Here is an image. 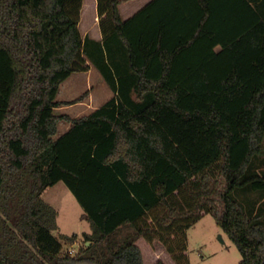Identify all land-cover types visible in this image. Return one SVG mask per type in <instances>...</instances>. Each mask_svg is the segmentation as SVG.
<instances>
[{
  "label": "trees",
  "instance_id": "1",
  "mask_svg": "<svg viewBox=\"0 0 264 264\" xmlns=\"http://www.w3.org/2000/svg\"><path fill=\"white\" fill-rule=\"evenodd\" d=\"M83 2L0 0V264H191L208 214L239 264H264V0H153L128 20L97 0L102 40L82 35ZM92 64L114 96L56 115ZM59 182L92 227L74 256L43 198Z\"/></svg>",
  "mask_w": 264,
  "mask_h": 264
},
{
  "label": "rangeland",
  "instance_id": "2",
  "mask_svg": "<svg viewBox=\"0 0 264 264\" xmlns=\"http://www.w3.org/2000/svg\"><path fill=\"white\" fill-rule=\"evenodd\" d=\"M85 3H88V0H85ZM93 20L94 18H92V21ZM92 82L97 85L99 84L98 79ZM93 91L94 90H88L80 95L70 96L71 98L67 97V99H64V102H72L82 97L84 94H88L82 101L64 105V107L70 108L66 110H71L73 117L86 115L109 98L108 94L102 96L103 98L101 97V99L98 92ZM95 98H99L100 100H96ZM85 108H90L91 110L86 111ZM81 109H83V111ZM64 111L65 108L57 109L56 113L62 114ZM257 164L259 167L260 163ZM260 167V169H264V165H260ZM43 198L58 211V229L55 230L53 234L61 240L64 255H77L82 248L92 245L91 242L87 241L85 236L86 233L92 232L90 221L87 219L76 197L64 182H59L55 186L48 188L43 194ZM129 231L131 230L124 227L117 235V238L123 239ZM132 231L134 233V230ZM74 234L77 235V239L74 243H71L68 241L67 236H72ZM188 249L191 264H239L242 259L237 246L217 225L215 218L210 214L204 216L188 230ZM154 250H160V254L164 251L161 246H159V248L154 247ZM167 259L168 258H166V261L170 263Z\"/></svg>",
  "mask_w": 264,
  "mask_h": 264
},
{
  "label": "crops",
  "instance_id": "3",
  "mask_svg": "<svg viewBox=\"0 0 264 264\" xmlns=\"http://www.w3.org/2000/svg\"><path fill=\"white\" fill-rule=\"evenodd\" d=\"M152 1L153 0H121V3L119 5L121 17L123 18V20H128L129 18L134 16L138 11H140L145 6H147L149 3H151ZM92 18H94L93 21H92ZM100 20H101V17L99 16V13H98L97 0H88V3H85V0H84L82 12H81V21H80V29H81L82 35L84 37L89 35L95 40H102L103 34L101 31V27H100ZM97 79L99 80L98 85L94 84V82H91ZM89 82H90V85H89ZM88 90L97 91L100 97L109 94V98L92 110L90 108H85L86 111H89V110L91 111L88 112L84 116L91 114L97 108L101 107L103 104H105L109 99H111L114 96L113 90L110 88L108 83L105 81L100 71L92 64L89 71L75 73L61 85L59 93L57 95V101L64 102V99H67V97L77 96ZM63 108H65V111L62 114L56 113L57 109H63ZM66 109H70V108H66V106L64 107V105H61L55 109V114L56 115H68L72 119L83 117V116L73 117L72 111L66 110ZM81 110L83 111V109ZM72 126H73L72 123L68 121H65V120L60 121L58 123L57 134L55 135L54 138L58 139L63 134L68 132L72 128ZM262 159L264 160V155L262 156ZM251 196H253V199L256 201L255 214H257L259 211L260 212L262 211L263 213L264 212V198L258 199L259 198L258 192L254 193Z\"/></svg>",
  "mask_w": 264,
  "mask_h": 264
},
{
  "label": "bare ground",
  "instance_id": "4",
  "mask_svg": "<svg viewBox=\"0 0 264 264\" xmlns=\"http://www.w3.org/2000/svg\"><path fill=\"white\" fill-rule=\"evenodd\" d=\"M90 79H91V78H90ZM88 81H89V80H88ZM91 82H92V81H91ZM89 85H90V82H89ZM100 98H101V97H100ZM102 98H103V97H102ZM102 98H101V99H102ZM105 98H106V97H105ZM95 99H96V98H95ZM98 99H99V98H98ZM98 99H96V100H98ZM99 100H100V99H99ZM95 102H96V101H95ZM95 106H96V105H95Z\"/></svg>",
  "mask_w": 264,
  "mask_h": 264
}]
</instances>
